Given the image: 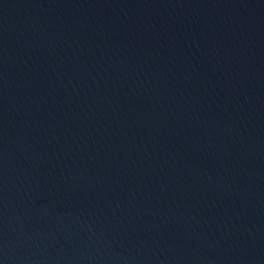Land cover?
Here are the masks:
<instances>
[{
	"label": "water",
	"instance_id": "obj_1",
	"mask_svg": "<svg viewBox=\"0 0 264 264\" xmlns=\"http://www.w3.org/2000/svg\"><path fill=\"white\" fill-rule=\"evenodd\" d=\"M0 264H264V0H0Z\"/></svg>",
	"mask_w": 264,
	"mask_h": 264
}]
</instances>
